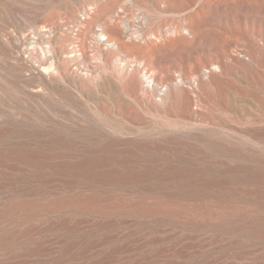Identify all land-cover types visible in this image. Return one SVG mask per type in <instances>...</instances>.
Listing matches in <instances>:
<instances>
[{"label": "rangeland", "instance_id": "374dc122", "mask_svg": "<svg viewBox=\"0 0 264 264\" xmlns=\"http://www.w3.org/2000/svg\"><path fill=\"white\" fill-rule=\"evenodd\" d=\"M0 264H264V0H0Z\"/></svg>", "mask_w": 264, "mask_h": 264}, {"label": "bare ground", "instance_id": "6f19581e", "mask_svg": "<svg viewBox=\"0 0 264 264\" xmlns=\"http://www.w3.org/2000/svg\"><path fill=\"white\" fill-rule=\"evenodd\" d=\"M191 19L194 22H198L199 21V15L197 13H194L191 16ZM189 41L190 40L188 38H185V37L181 36V37H178V38H175V39H168L167 42H166L167 45H165V46H170V45L172 46L175 43L178 44V45H184L185 43H188ZM153 47H154V45H153ZM170 210L175 211V210H173L172 208H169V207H168V209L166 211H170ZM161 211H164V209L161 210Z\"/></svg>", "mask_w": 264, "mask_h": 264}]
</instances>
